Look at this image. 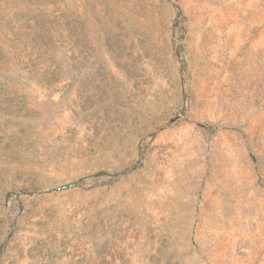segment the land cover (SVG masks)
<instances>
[{
	"label": "rangeland",
	"instance_id": "rangeland-1",
	"mask_svg": "<svg viewBox=\"0 0 264 264\" xmlns=\"http://www.w3.org/2000/svg\"><path fill=\"white\" fill-rule=\"evenodd\" d=\"M0 264H264V0H0Z\"/></svg>",
	"mask_w": 264,
	"mask_h": 264
}]
</instances>
